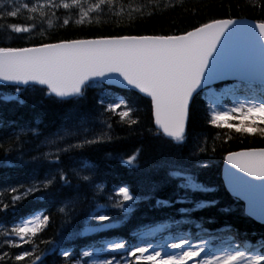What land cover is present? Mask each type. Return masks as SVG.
Instances as JSON below:
<instances>
[{"label":"snow or ice","instance_id":"6c2138e0","mask_svg":"<svg viewBox=\"0 0 264 264\" xmlns=\"http://www.w3.org/2000/svg\"><path fill=\"white\" fill-rule=\"evenodd\" d=\"M111 3L112 0H95L84 6L82 0H43V3L37 0L30 7L29 3L18 5L17 0H0V28L15 34L30 35L38 30L36 23L9 21L18 18L22 11H39L44 18L47 16L44 9L52 14H55V10H64L63 18L57 17L64 26H83L86 21L91 23L93 13L103 14ZM256 7L253 3L252 9L255 10ZM259 8L261 16L256 20L254 28L238 26L239 20L234 18L209 19L208 22L192 26L191 30H182L179 34H107L57 39L55 42L23 47H0V81L18 85L16 92L21 91L19 85L39 87L48 97L60 101H78L85 98L88 89H102L93 109L83 113L70 110L65 116L69 123L56 132L8 123L0 127V139L11 146L10 152L16 153L17 166L30 165L34 170L43 169L45 173L43 179L33 178L29 182L30 186L7 189L12 195L9 203L3 204L0 211L14 212L19 202L34 194L37 200L50 199L54 196L50 190L59 186L61 202L64 203L59 211L71 216L82 210L87 216L85 224L89 225L83 232H69L60 242L44 241L45 244L53 245V254L59 251L62 257L60 264H264V253L249 250L251 246L244 250L222 251L219 255L214 254L215 250H210L201 259L206 241L197 239L193 244L190 233L185 234L189 239L181 236L167 245L176 250L172 252H166L164 246H154L150 242L135 244L125 239L102 241L101 246L91 245L82 252L62 247L64 240L74 241L85 233L113 227L110 223L91 226L93 222L109 220V216L92 211L91 204L105 190L102 170L112 169L113 162L119 156V153L104 151L121 139L120 136L113 135L114 129L109 123L108 114L118 117L117 127L128 126L131 129L140 124L137 115L139 109L131 106L125 97L116 96L109 88H103V85H122L130 90H138L135 94H143L141 99L150 98L147 108L151 127L142 129L139 133L130 131L129 135L151 133L153 138L163 141L171 149L162 152L158 160L150 162L143 169L145 179L152 183L153 188L159 187L157 180L165 179L166 174L179 178L181 182L178 187L182 189L203 192L216 190L205 188L193 175L183 170L185 160L200 155H214L216 151L215 146L209 147L207 140L199 139V133L193 131L195 121L199 118L196 98L199 97L200 90L207 89V125L234 130L245 136L264 137V48L261 50L259 66H246L242 72H238V66L233 63L230 55L250 42L264 46V0H261ZM47 24L51 26L52 21L47 20ZM226 32L228 35L224 46L205 74L210 58ZM232 75H237V82L224 83L219 91L215 90L213 81L227 82L230 80L225 77ZM4 99L16 98L5 96ZM24 102L19 101L20 104ZM190 142H195V150L185 156L183 149ZM26 145L32 147L26 150ZM89 149L101 151L103 155L91 165L85 166L83 161L93 159L88 154ZM32 152L35 154H31ZM135 152L136 155H128L124 163L139 169V157L143 154L144 147L135 149ZM223 158L232 166L226 168L224 174L229 187L249 201L260 200L264 207V191H257L264 189V147L227 151ZM117 195L122 200H117L113 207L121 213L131 212L132 208L127 202L138 197L126 186L119 187ZM143 199L147 200L148 197ZM182 199L187 200V197ZM84 202H89V207L78 210L76 205ZM156 203L169 201L157 200ZM216 203L218 201L215 199L201 201L196 203L195 208L202 209ZM68 205H72L71 212L68 211ZM192 210L181 208L180 212L190 213ZM230 210L227 207L222 209L225 212ZM49 223L48 215L35 211L29 213L27 218H21L11 229L4 228L0 262L19 264L28 258L32 264H44L47 250L37 254L34 245L39 239L38 234ZM190 223L193 221H176L178 226ZM197 227L201 225L197 224ZM158 230L159 228L149 229L140 236L143 239ZM24 244H28L32 250L21 249L20 246ZM9 246L13 249L11 255L4 250Z\"/></svg>","mask_w":264,"mask_h":264},{"label":"trees","instance_id":"16d2710c","mask_svg":"<svg viewBox=\"0 0 264 264\" xmlns=\"http://www.w3.org/2000/svg\"><path fill=\"white\" fill-rule=\"evenodd\" d=\"M22 2L17 4L29 3L31 7L37 3V0ZM94 2L95 0H82L84 6ZM260 2L261 0H112V3L104 9L103 14L93 13L91 23L86 21L83 26L76 24L64 26L57 20V17L62 19L64 16L62 9L55 10V14L44 9L47 13L44 18L41 17L39 11L35 13L22 11L18 18L10 20L9 23L34 22L39 26L38 30L30 35H22L0 28V47H23L41 42H55L57 39L87 38L107 34H179L180 31L191 30L192 26H199L200 23L208 22L209 19L249 18L257 20L261 16ZM40 3H43V0H40ZM253 3L257 5L255 10L252 9ZM76 11L78 13V9ZM47 20L52 21L51 26L47 24ZM223 86L224 83H220L216 85V88L220 90V87ZM16 87L18 86L0 85V127L8 123L38 128L45 132H56L69 123L65 120V116L70 110L83 113L93 109L99 98L98 94L102 90L93 87L87 90L84 99L60 101L46 96L39 87H20V92H16ZM102 87L109 88L114 93L125 97L131 106L138 108L137 115L140 118V124L131 129L128 126L117 127L118 117L115 114H108L110 116L109 123L113 125L114 129L113 135H118L121 139L105 148L104 151L116 152L119 153V156L113 162L112 169L102 170L105 190L98 194L100 198L91 204V210L95 212L98 205H104L103 212L109 216V220L93 222L91 226H96L98 223H110L113 227L84 234L74 241L64 240L62 247L82 252L87 250L88 246L101 244L100 242L105 239H125L132 243L137 237L135 232L138 229L160 223L166 225L163 227L165 233H171L175 237L178 235L188 237L185 235L186 233H190L192 238L206 235L212 238H207L210 244H218L219 239L230 238L241 246H246V243L250 241L253 245L258 246L257 251L263 252L264 224L250 218L245 212L244 203L227 191L222 178V170L225 160L223 157L227 155V151L264 147V137L245 136L234 130L229 131L226 128L207 125L205 116L208 100L201 92L196 98L199 118L195 121L193 131L199 133V139H206L209 147L215 146L216 151L214 155L198 156L196 165H192L191 169L185 171L193 175L197 182L205 188H215L216 190L203 192L182 189L178 187L181 182L179 178H173L166 174L165 179L157 180L159 187L153 188L152 183L145 179L143 169L150 162L158 160L162 152L171 151V149L163 141L153 138L151 133L129 135L130 131L135 130L139 133L140 130L151 127L148 123L147 102L149 98L141 99L143 97L141 94L137 96L136 91L130 89H119L107 85ZM5 96H12L16 99L5 100ZM20 100L25 102L20 104ZM194 143L190 142L183 149L185 156H189L195 150ZM141 146L144 147V152L139 157V169H135L132 164L124 163L127 156L136 155L135 149ZM10 147L3 139H0V209L3 204L10 201L12 193L7 189L30 186L29 182L33 178L43 179L45 175L43 169L34 170L30 165L17 166V155L14 151H9ZM25 147L28 150L32 146L26 145ZM88 154L93 159L83 161L85 166L94 163L95 159H99L103 155V152L89 149ZM25 158L27 159V157ZM122 186L129 187L133 195L138 197V199L129 202L132 208L129 213H121L113 207L114 200L111 196ZM50 191L54 193L50 199L37 200L34 194L19 202L16 211H0V247L3 246L4 228L11 229L21 218H27L29 213L41 211L50 217V223L42 233L38 234L39 239L34 245L36 253L39 254L47 250L45 251L44 264H60L62 257H60L59 251L57 250L53 254V245L45 244L44 241L60 242L62 237L67 236L69 232H83L84 228L89 225L85 224L87 216L82 210L71 216H66L59 211L61 207H64V203L61 202L59 186L53 187ZM145 196L148 197L147 200L143 199ZM183 197H187V200L182 199ZM213 199L218 201L214 206L206 205L202 209L195 208L196 203ZM157 200H167L169 203L158 204ZM76 207L78 210L88 208L89 202L78 204ZM225 207L231 210L222 211ZM181 208L193 210L190 213H182L180 212ZM71 209L72 205H68L69 212ZM178 220H191L193 223L178 226L176 224ZM209 221L213 222L209 223ZM197 224L201 227H197ZM213 237H217V239ZM20 247L23 250H32L28 244ZM4 250L9 252V255L13 251L11 246ZM19 264H32V261L25 258Z\"/></svg>","mask_w":264,"mask_h":264},{"label":"water","instance_id":"95a60500","mask_svg":"<svg viewBox=\"0 0 264 264\" xmlns=\"http://www.w3.org/2000/svg\"><path fill=\"white\" fill-rule=\"evenodd\" d=\"M239 20V25H244V26H252L254 28L256 20L249 19V18H235ZM258 33V30H256ZM228 33L226 32L224 36L221 37L220 43L217 45V50L213 52L212 57L210 58L209 61V66L208 68L205 69V74L208 73L209 69L212 67V64L215 60V57L217 56V53L223 48L224 46V41L227 37ZM251 40V38H250ZM262 48L264 46L259 45V44H253L249 43L247 46H241L239 49L235 50L234 52L230 53L231 58L233 60V63L238 66V72H242L246 66L251 65L252 67H258L261 57H262ZM225 79L230 80V81H237V75H232V76H226ZM229 82V81H227ZM222 82L219 81H213V86L220 84ZM0 85H5V86H18L9 82L5 81H0ZM107 85V84H106ZM109 86H114L120 89H127L124 88L122 85H109ZM19 87H26L25 85H19ZM204 90V89H203ZM138 92V90H134ZM199 91V89H198ZM202 90H200L201 92ZM143 95V94H141ZM150 99V98H149ZM241 150V149H240ZM239 151V150H237ZM232 166L228 165L227 161L224 160L223 163V170H222V178L224 185L227 189V191L234 197L240 199L244 205H245V212L246 214L252 218L254 221L264 224V207H262L261 201L260 200H252L249 201L245 198L244 195H238L236 191H234L232 188L229 187V185L225 182L224 180V174H225V169L226 168H231ZM234 171H238L233 169ZM241 175H246L244 173H240ZM251 179V178H249ZM258 192L264 191V189H257Z\"/></svg>","mask_w":264,"mask_h":264},{"label":"rangeland","instance_id":"374dc122","mask_svg":"<svg viewBox=\"0 0 264 264\" xmlns=\"http://www.w3.org/2000/svg\"><path fill=\"white\" fill-rule=\"evenodd\" d=\"M22 1L25 0H17V3H23ZM216 91H219L218 88L214 87ZM111 92H113L112 90H110ZM114 93V92H113ZM204 96H206V99L208 100V97L206 95L207 93V89H205L203 91ZM116 96H120L118 93H114ZM114 115V114H113ZM198 161L197 157L188 159L187 161L183 162V170H189L191 169L192 165H196V162ZM117 191H115V194L112 197V199L114 200V204L116 203L117 200H122V197H120L119 195H117ZM129 203V202H127ZM104 208L103 207H98L96 214H102L105 215V213L103 212ZM162 224L157 223L154 225H150V226H146L143 229H139V231H136L135 234H137V237L135 239L134 242L135 244H143L145 242H150L152 243L154 246H164V250L166 252H172V251H176V250H172L170 248L167 247V245L175 242V240L183 235H178L177 237L172 236L171 233H165L163 228H160L159 226H161ZM159 228L158 231H156L152 236H145L143 237V239L141 238L140 234L143 232L148 231L149 229H156ZM85 234H89V233H85ZM185 239H189V237H184ZM207 238H210V236H206V235H199L196 238H192L191 239V243L195 244L197 239H202L204 241H206V245H205V251L204 253L201 254V259L203 258L204 255H207L209 253L210 250H215L214 254L219 255L220 252L222 251H227V250H244L245 248H247L248 246H251V248H249V250L254 249L255 251H257L258 246L253 245L250 241H248L246 243V246H241L237 241H233L231 239H219L218 240V244H210L209 240ZM214 239H217V237H213ZM212 239V238H211ZM108 239H105L104 241H106ZM112 240V239H110ZM208 241V242H207ZM101 246V244L97 245V247ZM260 252V251H257ZM264 253V251L262 252ZM103 255V254H102Z\"/></svg>","mask_w":264,"mask_h":264},{"label":"bare ground","instance_id":"6f19581e","mask_svg":"<svg viewBox=\"0 0 264 264\" xmlns=\"http://www.w3.org/2000/svg\"><path fill=\"white\" fill-rule=\"evenodd\" d=\"M3 86H5V85H3ZM146 227V226H145ZM144 227H141L140 229H143ZM137 231H139V229L137 230Z\"/></svg>","mask_w":264,"mask_h":264}]
</instances>
